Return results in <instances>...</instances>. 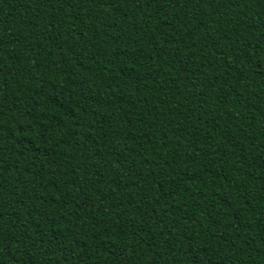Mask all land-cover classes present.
Returning a JSON list of instances; mask_svg holds the SVG:
<instances>
[{
	"label": "trees",
	"instance_id": "16d2710c",
	"mask_svg": "<svg viewBox=\"0 0 264 264\" xmlns=\"http://www.w3.org/2000/svg\"><path fill=\"white\" fill-rule=\"evenodd\" d=\"M0 264H264V0H0Z\"/></svg>",
	"mask_w": 264,
	"mask_h": 264
}]
</instances>
